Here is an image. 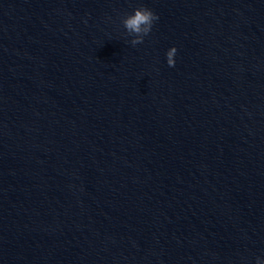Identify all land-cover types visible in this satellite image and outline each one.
Segmentation results:
<instances>
[{"label":"water","instance_id":"95a60500","mask_svg":"<svg viewBox=\"0 0 264 264\" xmlns=\"http://www.w3.org/2000/svg\"><path fill=\"white\" fill-rule=\"evenodd\" d=\"M263 174L264 0H0V264H220Z\"/></svg>","mask_w":264,"mask_h":264},{"label":"clouds","instance_id":"9594fccd","mask_svg":"<svg viewBox=\"0 0 264 264\" xmlns=\"http://www.w3.org/2000/svg\"><path fill=\"white\" fill-rule=\"evenodd\" d=\"M159 19L157 13L146 6H138L131 14L125 15L121 23L123 24L127 34L132 37L130 43L135 46L144 42V38L148 36L153 28L154 23ZM177 48L170 47L166 52V60L169 67L175 66V55ZM262 258L257 257L256 264H261Z\"/></svg>","mask_w":264,"mask_h":264}]
</instances>
